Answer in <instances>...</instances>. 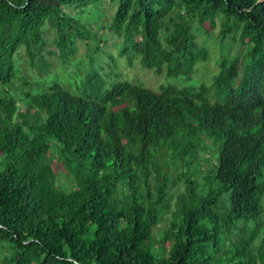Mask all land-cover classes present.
<instances>
[{
    "label": "trees",
    "instance_id": "trees-1",
    "mask_svg": "<svg viewBox=\"0 0 264 264\" xmlns=\"http://www.w3.org/2000/svg\"><path fill=\"white\" fill-rule=\"evenodd\" d=\"M99 1L0 0L1 264H264V0H117L119 54L170 79L208 61L197 35L218 22L240 52L221 54L209 85L154 92L96 72L77 93L12 96L19 51L47 73L48 26L68 62L92 34L65 9ZM179 164L194 169L171 209Z\"/></svg>",
    "mask_w": 264,
    "mask_h": 264
},
{
    "label": "rangeland",
    "instance_id": "rangeland-1",
    "mask_svg": "<svg viewBox=\"0 0 264 264\" xmlns=\"http://www.w3.org/2000/svg\"><path fill=\"white\" fill-rule=\"evenodd\" d=\"M117 0H101L96 5L82 8V10L73 7L65 9V11L79 20L86 30L92 34L88 40H78L76 42V51L68 62H62L58 51L54 45L56 38L55 33L46 27L45 39L47 47L42 53L41 63L45 65L47 73L44 70H37L29 65V60L21 49L15 57L16 64V81L15 86L11 90V95L18 97L20 92L25 90L29 92H40L48 90L53 84L77 93L80 82L85 77L94 73H99L108 82L128 81L135 85L148 88L154 92L159 91L160 87L165 85H176L179 87L197 88L201 84L209 85L212 76L217 72L218 59L222 53L234 55L240 52L238 44L231 42L229 38L223 42L218 38L219 24L216 22L215 27L205 23L203 28L207 33L200 32L197 35V41L200 45H205L209 51V59L205 63H201L196 67L195 73L191 79L185 78L170 79L165 73L156 74L153 70L143 68L138 60L134 59L129 64L126 57L121 56V38L116 36L109 30V25L114 14ZM96 35L99 43L92 37ZM97 47V48H96ZM21 82V83H20ZM23 82V83H22ZM25 82V83H24ZM209 152L215 150V146L208 142ZM199 159L207 158V153L200 152ZM53 166L57 169L58 181L61 185H68L67 174L64 168L56 162ZM180 169L171 167L169 169V179L171 186L168 189L169 201L171 209L177 196L184 192V183L181 173L190 175L194 168H186L183 164H179ZM58 167V168H57ZM201 173L192 176L198 182H202V170L205 164H201ZM170 214H166L163 220L154 228L153 235L155 239L161 236V233L169 225ZM5 248L0 249V264L2 253Z\"/></svg>",
    "mask_w": 264,
    "mask_h": 264
}]
</instances>
